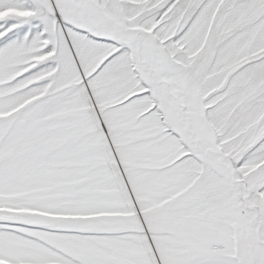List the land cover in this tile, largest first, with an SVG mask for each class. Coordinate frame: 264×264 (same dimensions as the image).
<instances>
[{
    "label": "snow or ice",
    "instance_id": "obj_1",
    "mask_svg": "<svg viewBox=\"0 0 264 264\" xmlns=\"http://www.w3.org/2000/svg\"><path fill=\"white\" fill-rule=\"evenodd\" d=\"M0 264H264V0H0Z\"/></svg>",
    "mask_w": 264,
    "mask_h": 264
}]
</instances>
